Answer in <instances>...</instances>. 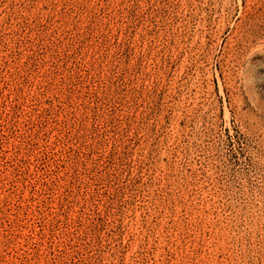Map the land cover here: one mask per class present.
Here are the masks:
<instances>
[{
	"label": "rangeland",
	"instance_id": "obj_1",
	"mask_svg": "<svg viewBox=\"0 0 264 264\" xmlns=\"http://www.w3.org/2000/svg\"><path fill=\"white\" fill-rule=\"evenodd\" d=\"M0 264H264V0H0Z\"/></svg>",
	"mask_w": 264,
	"mask_h": 264
}]
</instances>
